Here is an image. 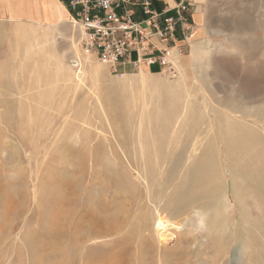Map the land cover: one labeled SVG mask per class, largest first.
<instances>
[{"label":"rangeland","instance_id":"374dc122","mask_svg":"<svg viewBox=\"0 0 264 264\" xmlns=\"http://www.w3.org/2000/svg\"><path fill=\"white\" fill-rule=\"evenodd\" d=\"M202 2L146 109L70 25L0 26V264H264V0Z\"/></svg>","mask_w":264,"mask_h":264},{"label":"built area","instance_id":"2783aa9c","mask_svg":"<svg viewBox=\"0 0 264 264\" xmlns=\"http://www.w3.org/2000/svg\"><path fill=\"white\" fill-rule=\"evenodd\" d=\"M64 1L68 22L79 33L84 52L114 68H169L190 38L191 26L184 12L191 0L173 9L176 16L166 11L156 13L149 0ZM136 11L142 16L141 21L134 20ZM179 30L183 32L181 38Z\"/></svg>","mask_w":264,"mask_h":264},{"label":"crops","instance_id":"0c3cea01","mask_svg":"<svg viewBox=\"0 0 264 264\" xmlns=\"http://www.w3.org/2000/svg\"><path fill=\"white\" fill-rule=\"evenodd\" d=\"M153 11L176 16L173 10L177 5L188 0H149ZM203 1V0H202ZM201 0H191L184 15L189 25L195 26L196 34L202 27L204 3ZM206 13V12H205ZM134 20L141 21L142 16L136 11ZM69 11L64 0H0V26H25L57 34H65L68 30ZM179 37L183 32L179 30ZM195 33L190 34L193 39ZM153 42H156L153 40ZM130 67V65H126Z\"/></svg>","mask_w":264,"mask_h":264},{"label":"bare ground","instance_id":"6f19581e","mask_svg":"<svg viewBox=\"0 0 264 264\" xmlns=\"http://www.w3.org/2000/svg\"><path fill=\"white\" fill-rule=\"evenodd\" d=\"M30 34V33H29ZM32 34V33H31ZM25 36H27L26 35V33H25ZM29 36H31V35H29ZM35 37V36H34ZM36 38V37H35ZM35 38H34V40H35ZM27 39H29V38H27ZM37 39V38H36ZM59 39V38H58ZM39 43V42H38ZM50 43V42H49ZM39 45V44H38ZM37 48V47H36ZM41 48V47H40ZM43 48V47H42ZM46 49V48H45ZM30 50L33 52V51H35V49L31 46L30 47ZM43 50H44V48H43ZM45 51V50H44ZM32 52H31V54H32ZM37 52V51H36ZM30 53V52H29ZM30 54V55H31ZM33 54L35 55V53L33 52ZM54 54H56V53H54ZM84 54H86L88 57H90L91 58V56L88 54V53H84ZM53 55V54H52ZM54 56H56V55H54ZM85 56V55H84ZM30 58V57H29ZM56 58V57H55ZM174 59H175V57H174ZM184 60V59H183ZM187 60V59H186ZM196 60V56H194V53L192 54V56H191V61L193 62V61H195ZM174 61V60H173ZM173 61H172V63H173ZM182 61V60H181ZM191 61H190V63H191ZM175 64H177L178 65V63H175ZM189 64V63H188ZM85 65L87 66H89V67H91L92 66V62H90L88 59H86V56H85ZM177 65H175V66H177ZM60 65H58V67H59ZM142 68H145V67H141L140 68V71H139V78H137L136 79V81L134 82V81H132V82H130L129 80H125V79H128V78H124V79H122V84L126 87V88H131V87H137V88H139V90L141 91V94H142V99H141V104H142V108H147V103H146V99H145V96H144V94H146L147 93V91H150V90H155V92L157 91V90H170V91H172L173 90V86H174V88H176V93H177V90H179V93L181 92V94H182V92H184V90H185V92H186V90H187V88H188V86L185 84V77H184V79H177L176 80V83H171V82H169L168 80H162V79H158V78H154L155 76H148L145 72H144V70L142 69ZM176 68V67H175ZM59 69H60V67H59ZM179 69V68H178ZM61 70V69H60ZM66 71L69 73L68 74V82H71L72 83V85H74V87H80L81 86V88L83 87H85V90H87L88 91V93L90 94V96H91V98L94 100V104L96 105V106H100L101 104H102V101H101V99H100V97H99V90L100 89H98V85H97V83H98V70H96V68H95V70H92L91 71V73L90 72H88V71H86V69H84V70H80L78 73H76V72H72L71 71V69H70V67L68 66V68H66ZM62 73V72H61ZM183 73V72H182ZM88 74H90L91 75V77H89L88 76ZM61 75H63L64 76V74H61ZM89 77V80H90V86H88L87 85V82H86V79ZM65 78V77H64ZM66 79V78H65ZM166 79H168V78H166ZM99 82H100V80H99ZM192 82H193V80H192ZM133 84H134V86H133ZM87 85V86H86ZM71 87V86H70ZM73 87V88H74ZM187 87V88H186ZM80 89V88H79ZM77 91H78V89H77ZM157 93V95H158V92H156ZM155 93V94H156ZM174 94V93H173ZM152 96V95H151ZM187 96V95H186ZM135 97V96H134ZM159 97V96H158ZM150 98V97H149ZM135 99V98H134ZM174 99V98H173ZM180 99V98H179ZM90 101V100H89ZM180 101V100H179ZM178 101V102H179ZM152 102V101H151ZM175 102V101H174ZM185 103V102H184ZM137 104V103H136ZM140 104V105H141ZM139 106L137 105V108H138ZM141 108V107H140ZM184 109V108H183ZM177 118V117H176ZM178 119H176V121H177ZM177 124V123H176ZM178 125V124H177ZM137 179L139 180L140 178L139 177H137ZM140 181V180H139ZM100 224V223H99ZM98 226H97V224L96 223H94L93 221H91L90 220V223L88 224V228L87 229H89V232L90 233H95L96 234V232H98L97 230H98V228H97ZM105 230V229H104ZM107 231V230H106ZM103 232H105V231H103ZM107 232H105V234H106ZM88 234V233H87ZM87 234H86V236H85V238H87ZM98 234V233H97ZM93 236H94V234H92ZM102 235V234H101ZM90 237V236H89ZM92 237V236H91ZM97 237H99L98 235H97Z\"/></svg>","mask_w":264,"mask_h":264}]
</instances>
